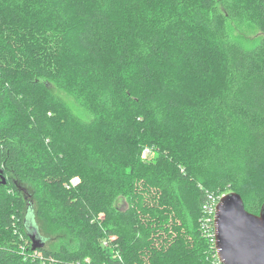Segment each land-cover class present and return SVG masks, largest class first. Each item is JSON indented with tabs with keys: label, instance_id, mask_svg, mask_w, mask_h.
<instances>
[{
	"label": "trees",
	"instance_id": "16d2710c",
	"mask_svg": "<svg viewBox=\"0 0 264 264\" xmlns=\"http://www.w3.org/2000/svg\"><path fill=\"white\" fill-rule=\"evenodd\" d=\"M231 191L260 212L264 0H0V264H222Z\"/></svg>",
	"mask_w": 264,
	"mask_h": 264
},
{
	"label": "water",
	"instance_id": "95a60500",
	"mask_svg": "<svg viewBox=\"0 0 264 264\" xmlns=\"http://www.w3.org/2000/svg\"><path fill=\"white\" fill-rule=\"evenodd\" d=\"M28 217L25 223L33 248L44 246L35 213ZM214 239L222 264H264V203L256 214L247 210L240 193L223 194L216 206Z\"/></svg>",
	"mask_w": 264,
	"mask_h": 264
},
{
	"label": "rangeland",
	"instance_id": "374dc122",
	"mask_svg": "<svg viewBox=\"0 0 264 264\" xmlns=\"http://www.w3.org/2000/svg\"><path fill=\"white\" fill-rule=\"evenodd\" d=\"M232 29L235 33V35H237L238 37H240L245 43L252 45L254 44L261 36V33L259 30L257 29H237L234 26H232ZM78 112L82 115L87 117V115L82 111L78 109ZM228 193V192H227ZM31 192L30 190H28L26 192L27 199L30 200L32 199L31 197ZM119 205L121 207H125L126 206V202L123 199H120L119 201ZM27 207V205H25V208ZM26 211V210H25ZM36 221L38 222V224L41 225V219L38 215H36ZM39 225V230L43 235H48L50 237V241H49V246H58L59 244H70V243H74L75 242V238L74 236L69 233L63 226L61 225H55L52 223L47 224L46 228L47 230L45 231V229L42 227H40Z\"/></svg>",
	"mask_w": 264,
	"mask_h": 264
},
{
	"label": "built area",
	"instance_id": "2783aa9c",
	"mask_svg": "<svg viewBox=\"0 0 264 264\" xmlns=\"http://www.w3.org/2000/svg\"><path fill=\"white\" fill-rule=\"evenodd\" d=\"M145 152H149V149H146ZM222 196V195H221ZM221 196L214 197V196H209V199L204 203L203 207L211 217L207 218L208 221H213V229L212 233L214 235V217H215V211H216V206L217 203L219 202Z\"/></svg>",
	"mask_w": 264,
	"mask_h": 264
}]
</instances>
